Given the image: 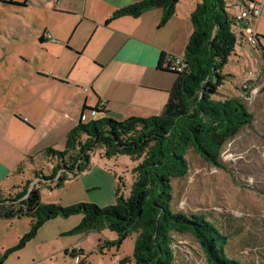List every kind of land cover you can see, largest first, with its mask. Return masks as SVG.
Wrapping results in <instances>:
<instances>
[{"label": "trees", "instance_id": "trees-1", "mask_svg": "<svg viewBox=\"0 0 264 264\" xmlns=\"http://www.w3.org/2000/svg\"><path fill=\"white\" fill-rule=\"evenodd\" d=\"M179 2L138 0L116 9L106 23L125 15L137 17L159 7L162 9L159 26H162L175 14ZM238 2L241 9L256 1ZM238 12L229 10L228 0L198 1L191 14L193 31L182 54L181 71L176 70L168 54H161L159 67L165 64L177 78L159 114L131 116L125 120L101 117L87 122L82 118L68 132L63 149L47 147L38 153L52 163L49 171L35 167V179H27L13 196H6L0 186V218L27 216L30 219L29 230L5 251L0 264L10 253L24 248L47 221L75 215H81L82 219L67 231L70 234L104 228L117 234L116 238L98 244L97 251L102 254L113 246L120 248L123 240L136 232L132 255L123 257L122 263L178 264L172 233L190 232L200 241L211 264H243L225 251L229 226L218 223L203 211L188 212L175 205V184L188 176L190 152L223 167L224 146L252 123V114L242 97L220 94L226 78L222 70L235 52L238 39L248 42L244 32L247 21L238 18ZM259 44L264 56L260 39ZM87 110L99 111L85 105L83 115ZM97 148H102L101 155L107 158L125 154L139 160L133 169L135 179L128 195L117 185L115 202L106 206L89 202L62 206L42 201L38 184L56 180L61 185L71 174L78 176L91 167V152ZM28 158L36 165L34 156ZM24 164V161L18 164L15 175L24 171ZM223 219L230 222L234 218L230 214L229 219ZM66 252L83 256L77 264H89L84 249Z\"/></svg>", "mask_w": 264, "mask_h": 264}, {"label": "rangeland", "instance_id": "rangeland-1", "mask_svg": "<svg viewBox=\"0 0 264 264\" xmlns=\"http://www.w3.org/2000/svg\"><path fill=\"white\" fill-rule=\"evenodd\" d=\"M256 1L262 4V16L253 26L260 32L264 48V0ZM228 5L233 13L240 9L238 0H228ZM53 8L51 0H0V159L4 158L8 164L18 159L19 152L34 147L41 140L47 148L48 139L54 138L60 127L57 123L45 137L47 132L44 130L50 126L49 116L45 117L34 134L23 122L25 117L32 121L36 115L34 106L39 101L31 104L27 101L37 90L43 92L41 99L53 94L52 90L41 88L44 79L39 73L50 68L58 71L64 61L70 72L75 69L74 63L68 62L60 51L45 52L38 45L43 27L54 18L61 30L68 33L67 38H72L71 42L80 37V29L75 30L79 14L57 15L53 13ZM56 37L60 41H63L61 38L66 39ZM258 47L238 39L235 52L222 70L226 78L220 88L221 95L244 99L252 114V123L242 128L224 146L221 155L223 167L210 164L191 151L188 176L175 184L176 208L188 212L203 211L218 223L229 226L225 251L243 264H264V56ZM78 69H75V75L79 74ZM248 79L254 82L245 90L243 83ZM79 85L81 88L89 87ZM50 112L57 114L54 109ZM54 148L63 149L64 143ZM101 150L97 148L91 152V167L78 176L71 174L61 185L56 180L38 184L42 201L56 202L62 206L77 202L106 206L115 202L117 185L128 195L135 179L133 169L139 160L125 154L107 158L101 155ZM38 152L34 150L31 155L35 157L36 165L29 161V154L22 157L24 171L2 185L6 196L15 195L27 179L34 180L35 167L50 170L52 163ZM230 214L234 219L225 221L223 217L229 219ZM81 219V215H78L47 221L36 237L24 248L10 253L3 264H77L83 256H72L66 251L84 234H70L67 231L78 225ZM29 227L30 219L27 216L0 218V258ZM105 230L104 238L117 237L114 231ZM172 235V247L178 264H211L194 234L173 232ZM135 239L136 232H133L123 240L120 248L113 246L104 254L97 250L88 251L89 264H135L132 261L120 263L123 257L132 255ZM83 244L88 249L94 247L91 239ZM117 255L122 256L119 261L116 260Z\"/></svg>", "mask_w": 264, "mask_h": 264}, {"label": "crops", "instance_id": "crops-1", "mask_svg": "<svg viewBox=\"0 0 264 264\" xmlns=\"http://www.w3.org/2000/svg\"><path fill=\"white\" fill-rule=\"evenodd\" d=\"M135 1L138 0H51L53 13L79 14L75 30L80 29V37L71 42L72 38H67L68 33L61 30L55 18L39 34L38 45L43 51L52 53V50H58L67 57L68 62L74 63L75 69L79 68V74L75 75V69L70 72L64 61L58 71L55 68L43 69L39 73L44 79L41 88L50 89L53 94L41 99L43 92L37 90L27 101L29 104L39 101L34 106V119H22L33 134L46 116L50 117V126L44 130L47 132L45 137L57 123L60 125L55 137L48 139V147L61 143L65 145L68 132L82 118L89 121L101 117L116 120L131 116L148 117L159 114L166 105L177 74L167 69L165 64L159 67L160 57L162 53L183 54L193 31L191 14L199 0H180L175 14L162 26H159L162 16L159 7L151 8L137 17L125 15L106 23L116 9ZM257 34L261 38L259 31ZM56 36L66 39L61 38L63 41H60ZM51 41L58 43L52 44ZM79 84L89 87L81 88ZM85 105L99 111L87 110L83 115ZM52 109L57 114H52ZM18 118L21 120L20 116ZM41 142L28 147L29 151L24 149L19 152L18 159L11 164L6 163L4 158L0 159L1 187L17 176L14 171L24 161L23 156H31L34 150L40 152L46 148ZM105 229L83 233V238L68 249L97 250L100 242L108 240L104 238ZM89 239L94 243L93 249L84 247L83 242ZM119 258L122 256L117 255L116 260L119 261Z\"/></svg>", "mask_w": 264, "mask_h": 264}, {"label": "built area", "instance_id": "built-area-1", "mask_svg": "<svg viewBox=\"0 0 264 264\" xmlns=\"http://www.w3.org/2000/svg\"><path fill=\"white\" fill-rule=\"evenodd\" d=\"M262 14V4L258 2H251L250 4L242 7L239 12L237 13L238 18L245 19L247 21V26L244 28V32L247 36L248 42L253 44L254 46L259 43V36L257 34V31L255 27L253 26V23L258 21ZM49 37H52L49 34ZM169 58L173 60V65L175 66L176 70L181 71L182 69V62L183 57L182 55H174V54H168ZM252 72H250L251 74ZM251 85V82L249 80H246L243 83V88L245 90L248 89V87ZM25 120H27L25 118Z\"/></svg>", "mask_w": 264, "mask_h": 264}, {"label": "water", "instance_id": "water-1", "mask_svg": "<svg viewBox=\"0 0 264 264\" xmlns=\"http://www.w3.org/2000/svg\"><path fill=\"white\" fill-rule=\"evenodd\" d=\"M256 47L260 46V44L258 43L257 45H255Z\"/></svg>", "mask_w": 264, "mask_h": 264}]
</instances>
